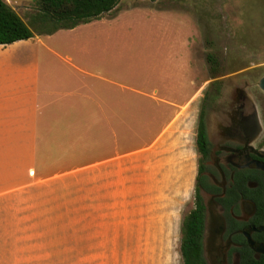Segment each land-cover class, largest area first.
I'll return each mask as SVG.
<instances>
[{
    "label": "crops",
    "instance_id": "crops-1",
    "mask_svg": "<svg viewBox=\"0 0 264 264\" xmlns=\"http://www.w3.org/2000/svg\"><path fill=\"white\" fill-rule=\"evenodd\" d=\"M54 35L0 45V250L30 254L48 229L58 246L173 243L195 196L201 92H127L120 63H78Z\"/></svg>",
    "mask_w": 264,
    "mask_h": 264
},
{
    "label": "rangeland",
    "instance_id": "rangeland-1",
    "mask_svg": "<svg viewBox=\"0 0 264 264\" xmlns=\"http://www.w3.org/2000/svg\"><path fill=\"white\" fill-rule=\"evenodd\" d=\"M6 1L35 36L57 34L52 45L61 47L63 55L69 52L74 61L101 67L107 60L120 63L125 68L127 92L151 93L157 88L177 102L201 92L193 106L201 108L203 94L214 77L212 69L224 72L228 85L238 77H257L264 72V0H122L98 19L53 34L34 24L39 13L37 0ZM250 63L261 65L246 68ZM193 203L194 195L183 217ZM47 233L46 244L31 245L30 254L1 249L0 264H184L181 234L170 244L125 249L71 246L67 243L70 235L62 237L63 244L58 246L53 230ZM58 248L63 252L57 253ZM89 252L99 254L92 255L94 259L81 254ZM5 256L8 260L2 259Z\"/></svg>",
    "mask_w": 264,
    "mask_h": 264
},
{
    "label": "flooded vegetation",
    "instance_id": "flooded-vegetation-1",
    "mask_svg": "<svg viewBox=\"0 0 264 264\" xmlns=\"http://www.w3.org/2000/svg\"><path fill=\"white\" fill-rule=\"evenodd\" d=\"M212 75L201 102L208 145L196 184L202 256L206 264H264V72L230 85L217 68Z\"/></svg>",
    "mask_w": 264,
    "mask_h": 264
},
{
    "label": "trees",
    "instance_id": "trees-1",
    "mask_svg": "<svg viewBox=\"0 0 264 264\" xmlns=\"http://www.w3.org/2000/svg\"><path fill=\"white\" fill-rule=\"evenodd\" d=\"M122 0H37L39 13L34 17L42 32L53 34L61 29H73L82 23L102 17L117 8ZM34 37L33 31L6 0H0V45H9ZM211 60L215 62L212 57ZM215 72V69H212ZM202 109L197 132L199 153L207 152L208 137ZM203 169L200 159V171ZM201 180L197 179V186ZM194 208L185 215L182 225L181 255L184 264H206L202 256L204 205L198 187Z\"/></svg>",
    "mask_w": 264,
    "mask_h": 264
}]
</instances>
